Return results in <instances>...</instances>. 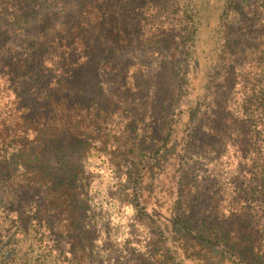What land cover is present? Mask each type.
<instances>
[{
	"label": "trees",
	"instance_id": "1",
	"mask_svg": "<svg viewBox=\"0 0 264 264\" xmlns=\"http://www.w3.org/2000/svg\"><path fill=\"white\" fill-rule=\"evenodd\" d=\"M138 45L167 48L172 97L154 143L129 149L124 198L154 241L135 264H264V0H0V264H94L73 168L41 159L66 135L82 152L103 138L88 71ZM201 140L234 148L222 228L192 222L184 159Z\"/></svg>",
	"mask_w": 264,
	"mask_h": 264
},
{
	"label": "rangeland",
	"instance_id": "2",
	"mask_svg": "<svg viewBox=\"0 0 264 264\" xmlns=\"http://www.w3.org/2000/svg\"><path fill=\"white\" fill-rule=\"evenodd\" d=\"M241 13L237 25L251 31L248 12ZM166 54L167 48L160 45H138L116 72L91 67L85 95L97 114V106L102 108L103 138L91 137L86 152L67 135L45 147L42 164L60 174L72 167L76 175L78 226L94 264H135L149 260L154 251L152 233L134 220L124 193L133 156L129 149L136 144L150 147L170 114L172 84ZM233 151L230 144L223 151L201 140L185 157L184 172L194 187L193 223L206 228L225 224L220 218L229 212L233 167L227 169L222 155Z\"/></svg>",
	"mask_w": 264,
	"mask_h": 264
}]
</instances>
